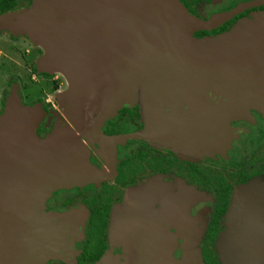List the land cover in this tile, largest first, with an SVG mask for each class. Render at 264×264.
<instances>
[{
  "label": "water",
  "instance_id": "1",
  "mask_svg": "<svg viewBox=\"0 0 264 264\" xmlns=\"http://www.w3.org/2000/svg\"><path fill=\"white\" fill-rule=\"evenodd\" d=\"M229 16L203 21L180 0H34L22 13L1 15L0 30L6 25L14 31L15 25L45 49L42 72L59 73L74 83V90L62 99L72 105L70 114L64 113L76 124H87L94 115L95 124H104L108 111L116 108L110 109V104L136 103L142 76L146 78L143 82L153 81L151 93L162 97L166 110L176 109L168 108L164 95L156 91L158 67L168 80L186 90L204 86L205 93H198L208 104L204 120L214 114L215 120L226 123L257 105L264 108V75L248 79L243 74L249 67L264 73V43L260 37L253 38L258 33L264 35V21L246 22L256 25L244 37L251 42L243 41L236 48L220 39L214 40L217 43L207 52L205 48L198 51L199 46L185 49L180 45L194 39L195 32L212 29ZM143 66H148L150 73L142 72ZM214 97L216 105L211 103ZM180 107L176 111L183 114ZM146 112L148 115L150 109ZM43 115L40 105L24 108L14 96L0 116V264H45L57 251L54 244L59 237L45 228L39 207L56 189L86 185L97 174L91 170L80 137L58 129L47 139L38 138L36 129ZM172 118L177 119L175 115ZM15 123L20 136L12 141L3 129L5 124ZM241 215L245 221L239 220ZM250 219L264 226L262 178L235 192L225 227L237 222V227L250 231ZM230 230L219 237L222 264L237 259L230 247L224 250L223 243L235 238L231 235L234 228ZM190 252L192 264H204L201 253ZM172 264H179L174 255Z\"/></svg>",
  "mask_w": 264,
  "mask_h": 264
},
{
  "label": "flooded vegetation",
  "instance_id": "2",
  "mask_svg": "<svg viewBox=\"0 0 264 264\" xmlns=\"http://www.w3.org/2000/svg\"><path fill=\"white\" fill-rule=\"evenodd\" d=\"M180 1L203 21L231 14L212 29L195 32L197 39L227 34L243 21H264V0ZM13 2L15 6L0 11V16L22 13L34 4ZM2 28L0 116L14 96L25 107L40 105L44 115L36 129L38 138L47 139L58 129L80 137L91 170L97 172L84 187L61 189L48 199V211L76 212L84 222L77 228L78 245L70 248L73 257L49 264H140L146 254L152 264H172L173 255L179 261L186 242L187 247L197 246L204 264H222L219 237L233 195L264 178V108L257 105L250 114L226 123L215 120L214 114L204 120L202 98L201 104L191 103L184 110L191 114L189 120L168 114L166 119L141 122L137 111L124 108L105 124H95L94 115L79 125L57 108L56 92L64 87V77L41 71L45 49L15 25L14 31ZM260 38L264 43V35ZM211 103L216 105L217 98ZM51 229L59 238L69 236L68 226ZM247 232L249 253L262 251L263 230V242L254 246L249 242L252 230ZM230 245V251L240 250V245ZM261 260L264 264V251Z\"/></svg>",
  "mask_w": 264,
  "mask_h": 264
},
{
  "label": "rangeland",
  "instance_id": "3",
  "mask_svg": "<svg viewBox=\"0 0 264 264\" xmlns=\"http://www.w3.org/2000/svg\"><path fill=\"white\" fill-rule=\"evenodd\" d=\"M120 4L123 6L124 5L123 1H121ZM258 21H260V20H258ZM253 27L256 28V25H253V24L249 25L248 23H246V21H243V22H240L239 24H237V26L235 28H233L230 32H228L227 34L221 35L219 37H213V40L210 38L197 39L196 37H195L196 40H194L195 38L192 36L194 39H192L191 41L187 42L186 44H182L180 46L184 47L185 49H190L193 46H199L197 48L198 51L205 48V51L207 52L208 47H212L214 44L217 43V41H214V40L220 39V40H227V42H224L226 46H230L231 48H236L243 41H247V43L251 42V39L246 40L244 37L250 33V29H254ZM261 36L262 35L260 33H258L253 38L257 39ZM187 38H190V37H187ZM137 57H138V55H137ZM262 58L264 60V54L262 55ZM238 59H239V61L242 60L241 58H238ZM143 60H146V57H144ZM252 63L256 64V62H252ZM144 65H146V62ZM147 67L148 66H146V67L143 66L141 71L144 73H146V72L150 73V71L148 72ZM258 70H259V68H258ZM258 70L257 69L255 70L252 67H249L245 70V72L243 74L246 75L248 79L250 77H258L259 78L260 76L264 75V73L260 72ZM156 72H157L156 73V79H157L156 91H158L164 95L163 99H164L168 108L169 107H174V108L177 107L176 109L178 110L179 105L181 104L182 107H180V108L183 109V114H182V112L176 111V109L166 110L164 107L162 97L161 96L157 97V95L154 97L151 93L153 81L143 82L142 78L143 79H146V78L144 76H142V78H138L140 80V83L138 84V86H140V87L138 88L139 89V91L137 93L138 94V100L136 101V103L132 104L130 102H123L119 105L118 104L117 105L116 104L115 105L110 104L109 105L110 109L115 108V107L116 108H115V111H114V109H112L111 113H110V111H108L106 121L113 118L117 113H119L124 108H128L130 110L137 111V113L139 114V119L141 122L158 120L160 118L166 119L167 118L166 115H168V114H170L171 117H173L175 115V118L179 117V119H182V120H189V116L191 114L190 115L185 114L184 110L188 109L189 106L191 105V103L197 102V104L199 105L203 102V99L198 96V93H200V92L205 93L206 89H204V86H201V88H199L198 85H201V84H197V88L192 87V89L186 90L183 87L176 85V83L172 79L168 80V78H166L161 73V71L159 70V67L157 68ZM44 73H46V72H44ZM46 74H49V73H46ZM141 74H138V76L140 77ZM49 75H54V76L60 75V76H62L59 73H52ZM120 75H121V73L118 74V78L120 77ZM152 79H153V77H152ZM62 80L64 82L63 83L64 87L59 92H56L57 95L59 94L58 95L59 102H58V105L57 104L56 105H57L58 110L62 111L63 113L66 111V112H69V114H70V110L68 107H70L72 105L66 104L65 103L66 100H64L65 101L64 102L62 98H64L65 95H68V93L71 90H74V83H71L70 81H68L65 78ZM143 83H145L146 86ZM202 85H204V83ZM50 93H49V95L54 94L52 87H51ZM147 94H148V97H146ZM61 95H62V98H61ZM53 101H54V103H56L55 100H53ZM148 102H151V104H148ZM207 105L208 104H206L204 102V106L206 107ZM21 106L26 108L22 103H21ZM117 106H119V107H117ZM146 109H150V113L148 115H147ZM253 109H250V112ZM250 112H248V114H250ZM41 140H43V139H41ZM231 140L232 139L230 138V141ZM215 146L217 148L218 144H216ZM257 179H259V178H257ZM262 179H264V178H262ZM84 186L85 185L66 187V188H61V189L71 190L75 187L78 188V187H84ZM61 189H56L52 193V195H54L56 192H58ZM48 199L45 201V203H43L39 207V213L41 214V216L43 218V225L45 226V228L49 229V228H54L55 226H58V225H64V226L70 227V230H68L69 236L64 235L60 239L57 238V240L55 241V245H56L55 247H56L57 251L54 252V255L52 257H50L46 261L45 264H49L53 261H58V260L61 261L63 259L67 260V257L71 256V255L73 257V253H70V248L76 247L78 245V242L81 239V238L79 239V236H77L80 233L77 230V228L80 226L84 227V222H82V220H81L82 215L80 216V215H78V213L76 215V212L62 213L61 214L60 212L58 213V212L48 211V207L46 204ZM131 201H134V200H131ZM75 218H77V220ZM78 220H81V221L79 222ZM239 220L245 221L242 218V215H241ZM250 221H249V227L252 229L253 234H252V239L249 240V242H251V244L254 246V244L256 242H259V243L263 242V236H261L259 233H261V229L264 232V226H261V225L256 226V223L254 220L250 219ZM232 224L225 227V232H228L230 230V227H233L235 230V233H234V235L231 233V235L233 237L235 236V238L233 240H231V239L227 240L226 244L222 242L224 244V250H226V249L229 250V247L231 246L230 245L231 242L235 243L238 246L240 245L239 246L240 250L230 251L233 255H237L236 262H235V259L231 258L233 261L232 264H235V263L236 264H262L261 258L263 256L264 246L263 247L260 246V249H263L262 251L260 250L257 253L254 252L253 254H250L249 250H248L249 247H247L248 242L246 240L247 233H248L247 230L243 229V227H237L238 226L237 222H236L235 226H233ZM254 232H257V233L254 234ZM116 238L119 240L120 236H118V234H117ZM113 247H115V245ZM241 248H244L243 254L242 253L240 254ZM197 249H198L197 246L196 247L195 246L194 247H191V246L187 247V242H186V244H184L183 248H182V256L179 259V264H192L193 255L191 254L190 250L194 253V255H197L196 253L199 254ZM256 249H258V247ZM74 252H76V251H74ZM219 255H221V251H220ZM233 255H231V256H233ZM241 255H243V256H241ZM141 259H142V261L140 262V264H152V262L150 261L151 258L148 256V254H146V256H141L140 260ZM220 262H221V259H220ZM197 264H199L198 261H197Z\"/></svg>",
  "mask_w": 264,
  "mask_h": 264
},
{
  "label": "bare ground",
  "instance_id": "4",
  "mask_svg": "<svg viewBox=\"0 0 264 264\" xmlns=\"http://www.w3.org/2000/svg\"><path fill=\"white\" fill-rule=\"evenodd\" d=\"M17 128H18V124L16 123L12 126L10 124H7V125L5 124L4 129H3V134L7 138L11 139L12 141H15L18 139L17 136H20Z\"/></svg>",
  "mask_w": 264,
  "mask_h": 264
},
{
  "label": "trees",
  "instance_id": "5",
  "mask_svg": "<svg viewBox=\"0 0 264 264\" xmlns=\"http://www.w3.org/2000/svg\"><path fill=\"white\" fill-rule=\"evenodd\" d=\"M14 6L13 0H0V11H6Z\"/></svg>",
  "mask_w": 264,
  "mask_h": 264
}]
</instances>
